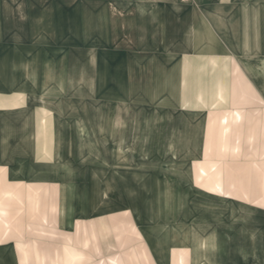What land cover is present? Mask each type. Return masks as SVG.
<instances>
[{"label":"crops","instance_id":"0c3cea01","mask_svg":"<svg viewBox=\"0 0 264 264\" xmlns=\"http://www.w3.org/2000/svg\"><path fill=\"white\" fill-rule=\"evenodd\" d=\"M8 6L43 7L45 61L41 90L34 79L19 89L0 66V264L31 261L21 241L37 230L57 233L59 263L82 264L87 248L92 264L100 256L106 264H264V191L243 188L260 180L189 170L181 210L177 176L148 178L147 115L130 109L151 87L155 133L195 136L186 159H158L159 166H239L226 144L218 148L224 158L204 157L212 149L209 113L219 112V134L228 122L241 134L244 86L264 103V0H0ZM6 18L18 36L19 13ZM2 29L0 19V38ZM52 39L73 40L74 48L52 53ZM88 39L89 88L81 61L62 58L82 55ZM51 54L62 58L54 67ZM178 105L185 130L167 113ZM51 259L44 252L38 261Z\"/></svg>","mask_w":264,"mask_h":264},{"label":"rangeland","instance_id":"374dc122","mask_svg":"<svg viewBox=\"0 0 264 264\" xmlns=\"http://www.w3.org/2000/svg\"><path fill=\"white\" fill-rule=\"evenodd\" d=\"M37 2L41 1H36ZM14 11L15 13H19V21L18 24L21 29L18 36H12L13 31H9L10 28L9 21L6 18L7 15L10 14V11ZM42 14L43 7L42 6H18V7H0V19H3V29H2V38H0V66H2L3 74L7 78H12L15 81H18L19 89L27 90V82L29 80L34 79L36 84V89H42L43 83V74H44V38H43V22H42ZM16 25V23H15ZM52 53L55 52L57 48L65 46L68 50H72L74 47L73 40H58L52 39ZM60 43V44H59ZM64 43V44H63ZM90 40H83V54L71 56L67 55L70 51H67L66 55H63V61H72L74 62V58L76 57L81 61L83 66L81 75L84 80V85L86 84L89 88L91 84V80H93L92 75H94L91 70V56L90 52ZM53 47L56 49L53 50ZM73 53V51H71ZM59 54H51L50 63L52 67L54 64H58L61 59ZM82 58V59H81ZM48 61V60H46ZM13 68V69H12ZM78 73V72H77ZM98 73L100 79L99 90L103 91L106 88H102L101 83H103L102 76L106 72H102L101 70ZM74 72L70 71V75H73ZM149 75V72H148ZM104 84V83H103ZM7 89V88H5ZM103 89V90H102ZM89 90V89H88ZM101 94V93H100ZM102 94H105L102 93ZM244 102L242 109V133L235 134L234 129H229V122L227 120L228 133L227 135L219 134V119L218 113L216 111H212L210 114L211 121V133L206 136L207 141L210 142L211 148L210 151L206 152L205 158L215 159L219 157L224 158L225 151L220 152L218 148L222 146V148L227 147L226 157L229 159H239V166H227V167H218V166H200L196 168H188L184 161H179L180 164L177 167L170 166H159L158 159H186L187 158V146L189 144V139L192 140L195 136L187 135V134H176L172 132L174 129L172 128H163L162 134L155 133L156 130H160L155 128L154 126V110L156 107V103L154 101L153 89L151 87L147 88V92L140 96H134L135 100L131 101L130 109L131 110H139L144 112L147 115V134H146V146L148 150L146 151V159H147V175L148 178L154 175H161L163 180L165 176H177L178 183L177 185V199H173L177 202L178 207L181 210H184L186 207V176L188 171L195 169L196 174L201 175H218L220 171L222 173L229 174H238L244 176H256V179L260 180V182L255 183H243L244 191L250 187L254 191H258L262 193L264 186V103L259 102L258 98L255 96V92L251 89H247L244 86ZM141 99V100H140ZM140 100V101H138ZM83 108L88 107L90 109L91 104H83ZM178 110H172L167 113H173L174 116H178L179 124L180 121L182 123H186V118L181 116L184 115L183 109L178 105ZM166 113V112H165ZM229 113V112H228ZM229 117V114H228ZM225 118H222V121ZM151 121V122H149ZM168 123V120H165ZM170 121V120H169ZM185 124H180V128L185 130ZM175 129L174 131H176ZM232 131V134L230 133ZM133 138V137H132ZM226 138V142H225ZM192 142V141H191ZM173 143L177 147L173 152L169 150H156L155 147L163 146L166 148ZM236 147V150L234 148ZM232 148V149H230ZM133 153V152H130ZM220 155V156H219ZM164 164L166 162L162 161ZM170 161H167L166 164H169ZM166 179H170L169 177ZM248 179V177H247ZM249 180V179H248ZM153 185V184H148ZM169 186L170 184L163 183V186ZM175 185V184H174ZM247 187V188H245ZM151 190V188H148ZM165 191V190H164ZM247 191V190H246ZM149 194V193H148ZM165 194V193H164ZM262 194L259 198L255 199L256 201H262ZM253 200V201H255ZM155 199H152L148 196L147 202L148 205L152 204ZM159 201V200H158ZM164 206L170 202V199H162ZM16 220V219H14ZM13 220V221H14ZM1 221V220H0ZM16 222V221H14ZM1 223V222H0ZM56 236V237H55ZM55 238V239H54ZM57 233L51 232V236L49 232L44 231H30L26 232L25 237L22 238L23 247H20L22 253L24 254V258L27 256L31 261L24 262L23 264H80L74 263L67 260L66 262L59 263L58 262V250H59V242L57 239ZM51 245V246H50ZM50 248V252H48ZM27 251V253H25ZM47 252V254H51L52 262H41L38 261L43 258V253ZM27 256H26V255ZM54 255V257H53ZM89 252L87 248H84L83 255V263L82 264H92L90 263ZM67 258L74 259L73 254H68ZM55 259V260H53ZM33 260V261H32ZM88 260V261H87ZM54 261V262H53ZM105 257H99L98 263L94 262L93 264H106Z\"/></svg>","mask_w":264,"mask_h":264}]
</instances>
